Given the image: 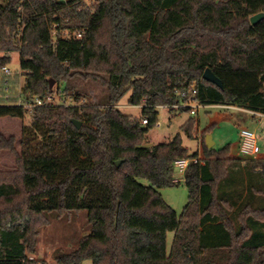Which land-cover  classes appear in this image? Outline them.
Returning a JSON list of instances; mask_svg holds the SVG:
<instances>
[{
	"label": "trees",
	"instance_id": "16d2710c",
	"mask_svg": "<svg viewBox=\"0 0 264 264\" xmlns=\"http://www.w3.org/2000/svg\"><path fill=\"white\" fill-rule=\"evenodd\" d=\"M259 12L264 0L0 4V66L10 62L9 53H20L24 99L55 97L56 89L60 98L79 102V92L61 86L75 76L108 89L104 106L36 107L31 124L22 126L20 148L16 136L0 134V153L16 158L14 169L0 171V264H264V152L242 156L240 135L218 149L206 145L231 110L217 108L201 131L194 118L183 124L189 137L201 132L200 150L190 154L180 133L144 146L158 123L156 108L144 107L134 119L117 107L129 92L133 106L175 104L180 91L196 86L201 104L264 114V19L250 21ZM207 69L222 86L204 78ZM26 114L22 105L0 104V120ZM179 159L191 160L184 172L189 201L180 215L159 191L179 183ZM245 162L250 173L260 166L263 176L246 179ZM83 210L90 230L76 248L55 251L53 262L37 258L47 215Z\"/></svg>",
	"mask_w": 264,
	"mask_h": 264
},
{
	"label": "rangeland",
	"instance_id": "374dc122",
	"mask_svg": "<svg viewBox=\"0 0 264 264\" xmlns=\"http://www.w3.org/2000/svg\"><path fill=\"white\" fill-rule=\"evenodd\" d=\"M7 0H0V4H5ZM88 4H92L93 0H87ZM5 54L0 53V58ZM11 58L6 67L11 71L10 76H7L3 68L0 66V104L17 103L21 95V87L24 83V77L21 74V57L18 51H13L8 54ZM18 77V79H16ZM108 77V76H104ZM11 78V79H10ZM5 85L6 89H5ZM80 93L79 103L85 101L89 103L106 105L108 100V89L100 80L86 79L85 77L75 76L67 83L61 84ZM131 92H129L119 103L120 110L129 114L132 118L137 119L142 115V110L138 107L131 106L128 102ZM55 102L60 99L55 89ZM70 102L71 99L67 98ZM158 123L149 130L144 146L152 147L154 145L168 142L175 135L180 133L183 139V145L192 154L200 150L201 129L216 116L219 109L210 107H201L196 116H192L188 110L170 109L167 107H158ZM231 116L222 118L217 125L213 126L212 136L215 141V148L218 149L228 142L235 141L240 135V130L243 128L255 131L257 134L259 146L264 151V119L258 116H253L241 111H231ZM194 118L197 121L199 130L194 137H189L182 129L183 124ZM31 115L27 113L24 119L7 117L0 120V134L9 137L14 135L18 139L17 146L20 148L19 141L22 135L23 124H31ZM16 166V158L9 150H4L0 153V171H10ZM246 167V166H245ZM244 168V167H243ZM243 172H245L243 170ZM243 174V173H242ZM263 176L262 174H260ZM241 174H239V177ZM175 179L179 180L178 184L167 186L159 189L165 201L171 205L180 215L184 207L189 201V190L186 185L184 172L176 168L174 173ZM257 181L256 178L253 181ZM142 184L151 186V182L146 178H138ZM254 181V182H255ZM253 182V183H254ZM263 183V182H261ZM261 187L262 204L264 207V184ZM224 195V191H221ZM48 224L40 227L39 246L37 258L46 259L53 262V254L57 250L64 252L72 251L78 245L80 239L89 232L88 212H74L69 215L58 216L50 213L47 215ZM253 242L258 241V231L254 230ZM174 237L173 232L168 233V248L172 245ZM82 264H93L92 260L85 259Z\"/></svg>",
	"mask_w": 264,
	"mask_h": 264
},
{
	"label": "built area",
	"instance_id": "2783aa9c",
	"mask_svg": "<svg viewBox=\"0 0 264 264\" xmlns=\"http://www.w3.org/2000/svg\"><path fill=\"white\" fill-rule=\"evenodd\" d=\"M4 71L7 75L11 74V71L7 67H4ZM197 94H198V90L196 86H193L187 90L180 91L179 92L180 101L175 104L153 106V105L147 104L146 101L144 100L142 104L135 105V107H138L140 109H143L144 107H154L156 109L158 107H167L170 109H183V110H188L192 116H196L201 107H210L213 109L220 108V109L231 110V111L236 110V111H241L243 113L251 114L253 116L264 117V114H261L255 111L246 110L237 105H228V104L204 105V104H201L197 100ZM54 99L55 97L50 96L47 99L36 97L34 99L28 100V99H24L23 96L20 95L19 101L16 104L22 105L26 109L27 113H32L36 107L43 106L46 104L63 103L66 105H69V104L80 105V103L76 101L75 99H71L70 102L67 101V98H63V99L60 98L57 102H55ZM117 107L120 108V105L119 106L117 105ZM141 122L143 125L148 124V118H143ZM239 132H240V146H239L240 154L244 157H253V156L258 155L262 151V149H260L256 132L251 131L250 129H246V128L241 129ZM190 161H191L190 159H179L175 163L176 168H179L180 170L185 172ZM194 161H197V159H194ZM176 181L178 180L176 179Z\"/></svg>",
	"mask_w": 264,
	"mask_h": 264
},
{
	"label": "water",
	"instance_id": "95a60500",
	"mask_svg": "<svg viewBox=\"0 0 264 264\" xmlns=\"http://www.w3.org/2000/svg\"><path fill=\"white\" fill-rule=\"evenodd\" d=\"M264 19V12H259L250 17V21L252 24H256L260 20ZM204 78L212 83H217L218 85L222 86V81L215 76L210 69H207L204 73ZM72 122L77 126V128H80L82 125V122L77 119H72ZM206 145L208 148H212L215 145V141L213 140V136L211 133L207 134L206 136ZM121 161H117V165H120Z\"/></svg>",
	"mask_w": 264,
	"mask_h": 264
},
{
	"label": "crops",
	"instance_id": "0c3cea01",
	"mask_svg": "<svg viewBox=\"0 0 264 264\" xmlns=\"http://www.w3.org/2000/svg\"><path fill=\"white\" fill-rule=\"evenodd\" d=\"M238 112V111H237ZM262 119H264V117H261ZM255 132V131H254ZM259 143V142H258ZM261 149V148H260ZM262 152H264V151H262ZM246 166V167H245ZM249 166V164L248 163H241V169L242 170H244L245 172V178L247 179L248 177L250 178V177H252V179H254V178H256L257 177V179L260 177V171L262 170V168L260 167V166H256V167H254V170L252 171V173H250L249 172V170H250V167H248ZM244 167V168H243ZM240 167H237L236 166V169H239ZM179 181V180H178ZM180 182V181H179Z\"/></svg>",
	"mask_w": 264,
	"mask_h": 264
}]
</instances>
